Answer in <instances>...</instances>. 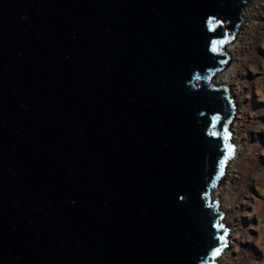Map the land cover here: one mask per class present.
Returning <instances> with one entry per match:
<instances>
[{"label":"water","instance_id":"1","mask_svg":"<svg viewBox=\"0 0 264 264\" xmlns=\"http://www.w3.org/2000/svg\"><path fill=\"white\" fill-rule=\"evenodd\" d=\"M246 8L0 0V264H218Z\"/></svg>","mask_w":264,"mask_h":264},{"label":"rangeland","instance_id":"2","mask_svg":"<svg viewBox=\"0 0 264 264\" xmlns=\"http://www.w3.org/2000/svg\"><path fill=\"white\" fill-rule=\"evenodd\" d=\"M247 10L235 56L229 55L226 65L233 68L230 85L236 98L234 118L240 111L241 147L230 173L222 174L218 184L223 188L218 201L229 208L234 228L233 243L228 239L223 248L229 250V264H264V0H247Z\"/></svg>","mask_w":264,"mask_h":264},{"label":"bare ground","instance_id":"3","mask_svg":"<svg viewBox=\"0 0 264 264\" xmlns=\"http://www.w3.org/2000/svg\"><path fill=\"white\" fill-rule=\"evenodd\" d=\"M247 8H246V11H245V14H244V17L247 15ZM239 37V36H238ZM232 42H229L225 45V50L228 54V56L230 55L231 57H234L235 56V52H236V48H237V45L235 44V41L237 40V38ZM237 42V41H236ZM232 67L231 66H225L224 69H222L220 72H218L213 78H212V84L214 85H218V84H221V83H227L228 84V87H229V90H230V93L232 95V98L234 100V102L236 101V98H235V92L231 90V77H232V74H233V71H232ZM236 103V102H235ZM239 115H237L234 120H232V124H231V138L233 140V142L235 143L236 145V149H235V154H234V158L231 160V163L230 164H227L224 168V171H223V174L225 173V176L227 177L228 173H230V169L232 168V163L235 162V159H236V155L239 154V150L241 149L240 147V141H239V138H238V130H237V119L240 117V111L238 112ZM228 180V178H226ZM222 185H218V187L215 189V190H212L211 192V198H217L218 200L222 198ZM218 204H219V209L221 210L222 214H223V222L225 223V225L228 227V231H229V235H228V239L230 241V243H233L232 242V239L234 238V228L233 226L229 223V208L224 205L222 206L221 203H219L218 201ZM228 253H229V250L228 249H224L222 250V253H220V255H218L217 257V260H218V264H229V262L227 261V258H228Z\"/></svg>","mask_w":264,"mask_h":264},{"label":"snow or ice","instance_id":"4","mask_svg":"<svg viewBox=\"0 0 264 264\" xmlns=\"http://www.w3.org/2000/svg\"><path fill=\"white\" fill-rule=\"evenodd\" d=\"M219 253H217V255H218Z\"/></svg>","mask_w":264,"mask_h":264}]
</instances>
